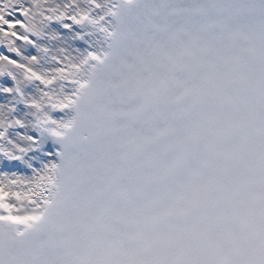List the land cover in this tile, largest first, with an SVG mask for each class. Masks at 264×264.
<instances>
[{
    "label": "snow or ice",
    "instance_id": "6c2138e0",
    "mask_svg": "<svg viewBox=\"0 0 264 264\" xmlns=\"http://www.w3.org/2000/svg\"><path fill=\"white\" fill-rule=\"evenodd\" d=\"M0 264H264V0H0Z\"/></svg>",
    "mask_w": 264,
    "mask_h": 264
}]
</instances>
